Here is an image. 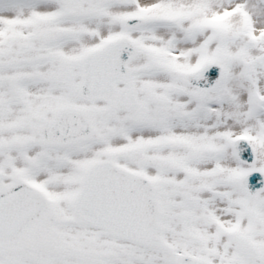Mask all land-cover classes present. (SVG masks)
<instances>
[{
	"label": "snow or ice",
	"instance_id": "1",
	"mask_svg": "<svg viewBox=\"0 0 264 264\" xmlns=\"http://www.w3.org/2000/svg\"><path fill=\"white\" fill-rule=\"evenodd\" d=\"M0 264H264V0H0Z\"/></svg>",
	"mask_w": 264,
	"mask_h": 264
}]
</instances>
